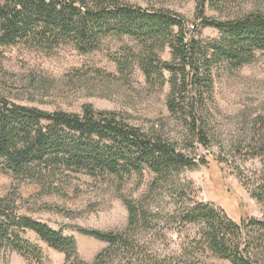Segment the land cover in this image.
Listing matches in <instances>:
<instances>
[{"label":"trees","instance_id":"16d2710c","mask_svg":"<svg viewBox=\"0 0 264 264\" xmlns=\"http://www.w3.org/2000/svg\"><path fill=\"white\" fill-rule=\"evenodd\" d=\"M244 3L197 0L199 23L190 26L173 10L129 0H0V47L23 44L51 53L72 44L90 53L108 37L135 40L136 46L125 47L115 62L123 74L137 65L148 84L169 86L166 106L185 125L183 143L188 144L181 147L178 139L144 131L118 113L97 110L92 104H85L81 113L19 104L1 86L7 73L0 64V171L53 193L69 172L124 179L149 169L165 179L186 167L208 164L205 157L191 156L190 150L194 141L212 150L216 142L224 150L212 124L216 78L264 57V0H254L248 11L242 8ZM208 5L226 12L225 19L208 17ZM204 28L216 30L219 36L204 39ZM166 49L168 60L161 56ZM234 146L241 148L237 149L241 156L264 158V116H256L250 134ZM214 157L221 160L218 152ZM15 199L0 197V251L16 252L37 264H46L47 256L26 236L28 232L63 253V264H218L214 258L231 264H264V235H258L264 233V221L253 222L249 232L203 202L183 204L181 221L203 227L198 238L175 248L157 245L175 231L154 225L156 215L143 203L124 198L128 220L123 230L77 228L106 244L92 260H85L74 235L66 236L22 213Z\"/></svg>","mask_w":264,"mask_h":264},{"label":"rangeland","instance_id":"374dc122","mask_svg":"<svg viewBox=\"0 0 264 264\" xmlns=\"http://www.w3.org/2000/svg\"><path fill=\"white\" fill-rule=\"evenodd\" d=\"M129 1L173 10L184 16L190 26L199 23L195 16L197 0ZM253 5L254 0H245L242 8L248 11ZM224 14L212 6L206 8L208 17L223 20ZM218 36L212 28L202 29L204 39ZM127 46H136L129 36L108 37L99 50L90 53H82L72 44L51 53L23 44L0 47V64L7 73L1 86L19 104L70 113H81L85 104H92L97 110L118 113L144 131L155 130L178 139L181 147L188 145L183 143L187 135L185 125L166 106L169 86L148 84L137 65L131 73L121 72L114 58L123 56ZM161 56L170 59V50L166 49ZM213 97L216 113L212 124L220 133L224 150L216 142L212 150L195 141L191 146L194 150H190L191 156L205 157L208 164L186 167L165 179H158L149 169L124 179L69 172V177L59 181V189L53 193L46 192L38 183L0 171V197L13 195L22 213L62 230L66 236L74 235L78 252L85 260H92L106 244L80 234L77 228L123 230L128 220L124 198L143 203L156 215L154 225L175 231L171 239L157 245L176 248L198 238L203 224L183 223L180 216L183 204L194 201L216 207L250 232L253 222L264 221V158L241 156L237 150L241 148L234 145L239 146L250 134L251 121L256 116H264V57L237 71L221 72ZM215 152L221 160L214 157ZM26 236L42 247L46 264L64 263L63 253L53 250L32 232ZM213 261L231 264L215 258ZM0 264L37 263L16 252L3 255L0 251Z\"/></svg>","mask_w":264,"mask_h":264}]
</instances>
